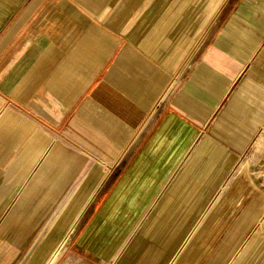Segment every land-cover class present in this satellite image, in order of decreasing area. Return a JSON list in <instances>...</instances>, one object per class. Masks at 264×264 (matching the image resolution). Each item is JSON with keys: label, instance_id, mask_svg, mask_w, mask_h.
Segmentation results:
<instances>
[{"label": "crops", "instance_id": "1", "mask_svg": "<svg viewBox=\"0 0 264 264\" xmlns=\"http://www.w3.org/2000/svg\"><path fill=\"white\" fill-rule=\"evenodd\" d=\"M231 2L218 24L222 0H0V231L39 229L50 214L46 228H67L65 214L84 213L120 164V186H132L114 198L127 205L104 206L110 232L86 244L120 247L124 209L128 229L141 225L136 244L165 246L149 262L229 256L251 208L234 218L229 188L202 209L201 182L222 181L264 132V0ZM179 214L186 225H172ZM196 214L178 258L172 236L145 237L191 230Z\"/></svg>", "mask_w": 264, "mask_h": 264}, {"label": "rangeland", "instance_id": "2", "mask_svg": "<svg viewBox=\"0 0 264 264\" xmlns=\"http://www.w3.org/2000/svg\"><path fill=\"white\" fill-rule=\"evenodd\" d=\"M231 1L232 0H227L223 2L222 0L216 23L221 24L225 19V15L233 8ZM211 9V7H208V10ZM261 137L262 141L260 145L257 146L256 141ZM243 161H248V163ZM109 169L110 174L102 188H100L96 199L84 213L79 215L78 220L68 233L63 246L49 264H123L122 260L125 257L126 259L130 257L129 262L125 264H158L159 261L157 260L149 262L148 255L150 253L162 254L165 246L153 245L152 241L151 243L146 241L141 246L136 244V238H138L141 233V225L137 230L128 229L129 222L127 221L133 215H124V213H122L125 212L124 209H120V215L118 216L120 219L123 216L127 219L126 221H120L119 242L123 241L120 247H115L116 245L110 243L108 239H105L103 244H101L102 240L100 239H96L91 245L86 244L88 237L93 235L97 229L100 228L98 235L101 236H106L107 232H110L106 227L104 230H101L103 227L100 221L102 215L101 209L109 205L110 202H115V200H120L121 207L126 206L129 199L128 198L126 201V198L122 199L123 197L119 199L114 198L116 191H120V189L129 190L132 183L127 182L128 185L125 186L126 183L124 182L125 184L122 183L120 186V164L112 167V169L110 167ZM243 176L249 179V181H252L250 185L254 191L252 189L249 191L250 185L247 184V182L240 183V181H235L237 178H242ZM196 183L197 182H192L188 185L187 189L191 190L190 194H198V192L203 193V191H197L196 188H194L196 191L192 190ZM168 184L172 185V183ZM245 185V192H247V195L242 198L241 195L243 192H241V190L244 189L243 186ZM229 188L231 191H235L234 195H237V197L235 199L232 197L226 199V204L224 202L223 206L231 204L232 206H241V209L240 207L233 208L236 213L232 216L236 219L243 216L242 210L244 209L251 208V214H248V217H246L247 222L249 221L247 229L238 228V230H236L238 245L234 247V250H232V247L229 248V250L231 249L230 255L223 256L220 264H250L252 258L258 261L252 262L251 264H264V132L257 136L251 149L247 151L244 156L239 157L231 166L227 167L222 181L213 182L209 186L208 183L204 186L201 182V189L204 190L205 193L211 194L209 197L202 196L205 200L202 209L211 206L216 207L221 200L225 201L223 197L228 192L223 193V190ZM191 198L193 197H188V199ZM198 201L199 200L196 199V202ZM250 201L253 205L248 204ZM215 202H217V205H214ZM194 207V210H199L200 208L199 205H194ZM62 216L63 214L55 215L56 219ZM180 216L183 217L184 215L179 214L178 216H174L172 225H179L181 223H185L186 225V222L181 220ZM195 216L197 217V214L188 216L189 225L193 223V220L196 218ZM52 219V214L45 215V219H43V223L41 224L42 228L40 227L39 229H19L16 227L13 230L0 231V264H47L52 249L66 231V228H62L54 233L53 230L46 228L52 225ZM183 226H181V228ZM172 232H175V234ZM187 232L188 230L181 231V229H179L175 231L172 229L162 234V230H160L148 233L145 237H173L175 241L173 250H175L177 244ZM198 233L199 231L194 236ZM25 238H28V241L22 243L26 240ZM177 238L178 241L176 242ZM111 242H113V240ZM119 248L120 250H118ZM108 253L110 255H107ZM244 260H246V262H244Z\"/></svg>", "mask_w": 264, "mask_h": 264}, {"label": "bare ground", "instance_id": "3", "mask_svg": "<svg viewBox=\"0 0 264 264\" xmlns=\"http://www.w3.org/2000/svg\"><path fill=\"white\" fill-rule=\"evenodd\" d=\"M215 6V5H214ZM67 217H65L66 221V225L67 228L65 229V233L63 235V237H61L59 239V241L57 242V244L55 245V247L52 249L51 253H50V257L48 259L47 264L51 263V261L54 259V257L56 256V254L58 253V251L61 249V247L63 246L64 242L66 241V237L68 236V233L70 232V230L72 229L73 225L76 223V221L78 220L79 214L76 215H68L65 214ZM204 218V215H200V217L193 223L192 225V229L188 230V232L183 236V238L179 241V245L176 248L175 254H179L180 252L184 251L191 239V237H194V235L198 232V225L199 223H201ZM202 220V221H201ZM181 238V237H180ZM46 249V248H45ZM181 255V254H180ZM180 255L176 256V258H178ZM175 258V255L173 256ZM176 260V259H175ZM174 260H172L171 262H169L168 264H173Z\"/></svg>", "mask_w": 264, "mask_h": 264}]
</instances>
